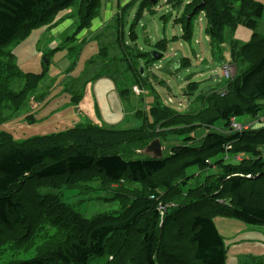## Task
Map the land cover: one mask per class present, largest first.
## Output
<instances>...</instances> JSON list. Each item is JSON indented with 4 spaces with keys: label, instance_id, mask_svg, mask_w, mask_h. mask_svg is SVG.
<instances>
[{
    "label": "rangeland",
    "instance_id": "obj_1",
    "mask_svg": "<svg viewBox=\"0 0 264 264\" xmlns=\"http://www.w3.org/2000/svg\"><path fill=\"white\" fill-rule=\"evenodd\" d=\"M69 1L60 11H66L61 17L60 13L55 17V13L50 23L15 39L9 47L13 61L0 51V137L4 139L6 131L18 142L30 139L39 145L41 137L93 124L114 129L141 128L146 142L160 138L163 156L170 161L159 177L158 190L161 198L172 203L171 213L175 216L168 227L162 216L161 247L156 259L158 264H165L161 262L164 255L162 261L167 264H194L193 247L183 243L190 233L189 219L194 210L204 213L217 203L213 197H199L204 192L203 184L218 193L227 175L220 166L211 164L220 156L210 158L211 167L195 166L183 174L181 165L192 154L182 153L181 149L199 147L210 132L229 131L224 121L209 125L207 120L214 117L217 97L227 95L230 76L248 67V62L236 55L254 32L264 35V15L256 25L239 18L235 11L236 20L232 22L236 24L226 26L217 39L210 33L206 12L192 14L202 0ZM257 1L264 4V0ZM77 12L83 13L81 21ZM192 19L193 28L191 23L187 28ZM79 32L85 33L83 38L80 34L72 37ZM153 51L161 57L153 58ZM21 70L43 75L40 85L30 91L29 83L34 79L22 76ZM77 94L81 95L78 100ZM261 103L264 105V101ZM154 109L190 116L175 120L183 122L178 126L152 127ZM238 121L250 124L260 134L264 132V111L258 117L245 116ZM262 135L259 147L264 152ZM142 145L134 143L131 147L139 153ZM244 157L233 152L223 155L225 163L234 164L247 162ZM249 159H255L254 155ZM258 176L255 173L252 177ZM100 178V173L91 170L58 178H30L18 184L15 197L24 210L10 225H0V264L30 259L57 243L85 236L93 224L123 215L139 194L147 197L151 193L125 179L107 186ZM183 205L187 206L175 210ZM190 208L193 210L184 212ZM144 220L141 230L115 236V260L95 257L89 264L146 262L143 238L153 231L154 222H146V217ZM214 221L224 238L227 264H264V225H249L223 215H216Z\"/></svg>",
    "mask_w": 264,
    "mask_h": 264
},
{
    "label": "trees",
    "instance_id": "obj_2",
    "mask_svg": "<svg viewBox=\"0 0 264 264\" xmlns=\"http://www.w3.org/2000/svg\"><path fill=\"white\" fill-rule=\"evenodd\" d=\"M68 1L0 0V51L7 53L13 61L14 54L9 47L15 39H21L32 29L50 23L51 17L55 13L56 17L63 8H66ZM193 11L206 12L210 33L220 39V34L227 28L226 26L234 27L236 24L232 22L233 19L236 20L235 11L238 12L239 18L258 24L264 15V4L257 0H202L200 6L192 9V14ZM76 15L81 21L83 13L77 12ZM226 17H229V20ZM193 20L187 22V28L190 23L191 27L194 25ZM0 55L2 56L1 53ZM236 56L248 62V67L234 77L230 76L231 79L226 85L227 95L223 97L218 94L214 117L207 120L209 125L224 121L229 131L210 132L205 141L197 145L199 147L187 146L181 149L182 153L192 154V158L181 165L183 174L191 167L199 166L206 169L215 164L227 175L222 180L219 190L222 189L218 193L211 192L210 187L203 184L204 192L202 195L199 193V197L205 199L213 197L217 203H213V208L204 213L194 210L189 219L190 233L183 243L193 247L194 264H227V249L214 221L216 215L237 218L249 225H264V152L259 147L262 142L260 137L264 132L260 134L253 131L251 126L243 131L230 129L233 118L245 116L255 118L264 111V105L261 103L264 101V35L254 32L248 42L240 45ZM46 65L48 66L47 61ZM19 72L24 77L34 79L29 83L30 91L37 88L43 78L41 74L24 73L22 70ZM151 114L152 127L155 124H162L164 128L178 126L181 122L175 120L190 116L185 113L176 114L168 109H154ZM140 130L141 128L114 129L89 124L58 132L49 138L41 137L42 140L38 139L39 145L30 139L18 142L11 133L3 132L6 137L4 139L0 137V225H10L12 219L24 210L23 203L15 197V190L18 184L21 185L30 178H58L96 170L100 173L104 185L110 186L125 179L136 186H141L142 191L148 189L151 192L147 197L139 194L137 201L123 215L111 216L93 224L87 235L81 234L75 240L57 243L33 258L16 261L13 264H89L93 258L103 256L107 257V261H110V258L111 261L115 260L117 250L112 251L115 236L120 232L141 230L145 224V217L146 222L152 221L154 226L153 231L144 235L146 262L140 263L158 264L156 254L161 247L159 230L162 216L165 217L167 227L175 216L171 213L172 203L161 198L158 190L159 177L167 169L170 160L164 156L161 159H154L144 155L141 150L151 141L146 142ZM190 140L195 138L190 137ZM141 142L143 145L138 153L131 146ZM226 152L242 154L247 162L225 163L223 155ZM133 153L136 156H133ZM174 154L178 155V152ZM251 155H254L255 159H249ZM215 156H220V159L218 161L212 159L209 164L210 158ZM255 173L260 176L252 177ZM165 185L169 187V181H166ZM189 193L193 194V191ZM195 200L192 202L196 203ZM183 206L175 210L180 211L187 205ZM163 210L165 214L162 213ZM191 210L193 209H185L184 212ZM163 259L164 255L161 256V262L167 264L166 261H162Z\"/></svg>",
    "mask_w": 264,
    "mask_h": 264
},
{
    "label": "water",
    "instance_id": "obj_3",
    "mask_svg": "<svg viewBox=\"0 0 264 264\" xmlns=\"http://www.w3.org/2000/svg\"><path fill=\"white\" fill-rule=\"evenodd\" d=\"M152 57L155 59H159L161 57V53L158 51H153ZM163 149L164 147L161 144L160 138L153 139L148 145H146L141 152L151 158L161 159L163 157Z\"/></svg>",
    "mask_w": 264,
    "mask_h": 264
},
{
    "label": "built area",
    "instance_id": "obj_4",
    "mask_svg": "<svg viewBox=\"0 0 264 264\" xmlns=\"http://www.w3.org/2000/svg\"><path fill=\"white\" fill-rule=\"evenodd\" d=\"M250 124H242L238 121L237 118H233L230 124V129L233 131H243L250 128Z\"/></svg>",
    "mask_w": 264,
    "mask_h": 264
},
{
    "label": "crops",
    "instance_id": "obj_5",
    "mask_svg": "<svg viewBox=\"0 0 264 264\" xmlns=\"http://www.w3.org/2000/svg\"><path fill=\"white\" fill-rule=\"evenodd\" d=\"M65 12H66V11H65ZM65 12H62V13H65ZM62 13H60L58 16L61 17V16H62V15H61ZM58 16H57V18H58ZM57 18H56V19H57ZM67 21L70 22L71 20L68 19ZM55 29H56V28H55ZM47 34H48V33H47ZM79 34H80V32H79V33H76V34L73 35L72 37L77 38V36H78ZM84 34H85L84 32H83V34L81 33V34H80V38H83V37H84ZM72 37H71V38H72ZM53 38H54V40L57 41V39H55V37H53ZM38 39H39V38H38ZM56 41H55V42H52L51 44H49L48 47H49V46L51 47V46L55 45V44H56ZM48 47H46V48H48ZM38 50H39V49H38ZM39 51H41V49H40ZM54 72H55V70H54ZM93 78H94V77H93ZM107 78H109V77H107ZM94 79H95V78H94ZM80 97H81L80 94H77V95H76L77 100L80 99ZM97 126H99V125H97ZM73 128H74V127H73ZM230 252H231V250H230ZM233 253L235 254L236 251L233 250ZM227 258H228V255H227ZM260 262H261V261H259V263H260ZM257 263H258V262L254 263V264H257Z\"/></svg>",
    "mask_w": 264,
    "mask_h": 264
}]
</instances>
